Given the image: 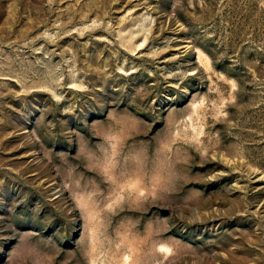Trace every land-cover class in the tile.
I'll list each match as a JSON object with an SVG mask.
<instances>
[{
	"label": "rangeland",
	"instance_id": "374dc122",
	"mask_svg": "<svg viewBox=\"0 0 264 264\" xmlns=\"http://www.w3.org/2000/svg\"><path fill=\"white\" fill-rule=\"evenodd\" d=\"M0 264H264V0H0Z\"/></svg>",
	"mask_w": 264,
	"mask_h": 264
}]
</instances>
